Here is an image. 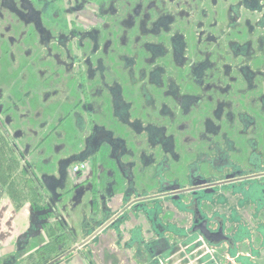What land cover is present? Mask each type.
Here are the masks:
<instances>
[{"label": "flooded vegetation", "instance_id": "flooded-vegetation-1", "mask_svg": "<svg viewBox=\"0 0 264 264\" xmlns=\"http://www.w3.org/2000/svg\"><path fill=\"white\" fill-rule=\"evenodd\" d=\"M0 139L2 264H264V0H0Z\"/></svg>", "mask_w": 264, "mask_h": 264}, {"label": "crops", "instance_id": "crops-1", "mask_svg": "<svg viewBox=\"0 0 264 264\" xmlns=\"http://www.w3.org/2000/svg\"><path fill=\"white\" fill-rule=\"evenodd\" d=\"M0 264L13 250L15 238L26 227V213L23 209L15 210L12 190L5 175V161L0 156ZM3 170V171H2ZM16 201L18 197H15ZM9 231L13 233L8 234ZM8 235V236H7ZM14 237H13V236ZM58 264H150L129 260L126 262V252L116 241L114 232H109L104 239L91 244L85 254L74 253ZM180 264V263H176Z\"/></svg>", "mask_w": 264, "mask_h": 264}, {"label": "rangeland", "instance_id": "rangeland-1", "mask_svg": "<svg viewBox=\"0 0 264 264\" xmlns=\"http://www.w3.org/2000/svg\"><path fill=\"white\" fill-rule=\"evenodd\" d=\"M0 142H1V139H0ZM2 144V143H1ZM2 149H0V156H4L6 158V155H7V150L5 148V146L1 147ZM1 159V158H0ZM3 171V170H2ZM23 208H20L19 210H21ZM24 210V209H23Z\"/></svg>", "mask_w": 264, "mask_h": 264}]
</instances>
